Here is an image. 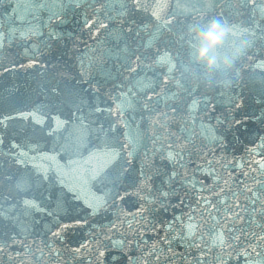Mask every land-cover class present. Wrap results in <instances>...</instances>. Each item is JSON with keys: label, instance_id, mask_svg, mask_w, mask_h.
Segmentation results:
<instances>
[{"label": "water", "instance_id": "water-1", "mask_svg": "<svg viewBox=\"0 0 264 264\" xmlns=\"http://www.w3.org/2000/svg\"><path fill=\"white\" fill-rule=\"evenodd\" d=\"M0 264H264V12L0 74Z\"/></svg>", "mask_w": 264, "mask_h": 264}]
</instances>
